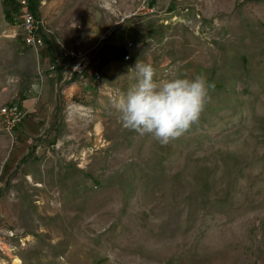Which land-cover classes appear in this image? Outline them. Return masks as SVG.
<instances>
[{"label": "rangeland", "instance_id": "rangeland-1", "mask_svg": "<svg viewBox=\"0 0 264 264\" xmlns=\"http://www.w3.org/2000/svg\"><path fill=\"white\" fill-rule=\"evenodd\" d=\"M18 1L10 22L0 0V108L52 97L30 139L0 128V264H264V0H35L42 49ZM139 60L215 84L167 145L111 106Z\"/></svg>", "mask_w": 264, "mask_h": 264}, {"label": "clouds", "instance_id": "clouds-1", "mask_svg": "<svg viewBox=\"0 0 264 264\" xmlns=\"http://www.w3.org/2000/svg\"><path fill=\"white\" fill-rule=\"evenodd\" d=\"M129 72L134 73L130 77L134 83L126 91L117 90L111 106L123 127L140 135L150 134L162 145L182 137L198 124L211 103L215 84L204 74L157 80L154 65L141 60Z\"/></svg>", "mask_w": 264, "mask_h": 264}, {"label": "built area", "instance_id": "built-area-1", "mask_svg": "<svg viewBox=\"0 0 264 264\" xmlns=\"http://www.w3.org/2000/svg\"><path fill=\"white\" fill-rule=\"evenodd\" d=\"M18 19L24 43L30 47L42 49L44 46V33L48 32L47 24L33 13L28 0L18 1ZM57 45L63 49L66 56L78 60L76 66H80L85 57L83 52L64 48L60 43H57ZM24 115L18 105H4L0 108V128L11 131L21 122Z\"/></svg>", "mask_w": 264, "mask_h": 264}, {"label": "crops", "instance_id": "crops-1", "mask_svg": "<svg viewBox=\"0 0 264 264\" xmlns=\"http://www.w3.org/2000/svg\"><path fill=\"white\" fill-rule=\"evenodd\" d=\"M74 50H78V49H74ZM71 60L74 63V65L78 64V60L76 59H71ZM36 96H39L37 97V100H31L32 98L28 96L27 99L21 100L20 102V108L25 112V115L27 116L26 120L24 119L22 123L17 125V136H21L23 139H27L29 136H31L30 135L31 132L35 131L36 127L29 121V119L32 113H34V111L41 109V106H44V104L46 103L45 101L48 98L52 97V91L50 90L49 87L45 86L41 90L40 89L37 90ZM28 99L31 100L32 102H30Z\"/></svg>", "mask_w": 264, "mask_h": 264}, {"label": "trees", "instance_id": "trees-1", "mask_svg": "<svg viewBox=\"0 0 264 264\" xmlns=\"http://www.w3.org/2000/svg\"><path fill=\"white\" fill-rule=\"evenodd\" d=\"M6 3L10 4L8 2V0H4V14L6 16V18L8 20H10V22L12 21V14H13V11H9L7 9L6 6H8ZM12 4H13V1H12ZM29 4H30V8L31 10L33 11V13L35 14L36 13V1L35 0H29ZM36 15V14H35ZM126 54V51L125 49H121L120 51H116L114 52L111 57H109L110 60H117V59H121L125 56ZM104 59V57H103Z\"/></svg>", "mask_w": 264, "mask_h": 264}, {"label": "bare ground", "instance_id": "bare-ground-1", "mask_svg": "<svg viewBox=\"0 0 264 264\" xmlns=\"http://www.w3.org/2000/svg\"><path fill=\"white\" fill-rule=\"evenodd\" d=\"M80 109V108H79ZM82 109V108H81ZM85 114V113H84ZM83 115V114H82ZM29 180L31 181V178H29ZM37 186L39 187V186H41V185H39V184H37ZM20 262H19V260L18 259H15L14 260V264H19Z\"/></svg>", "mask_w": 264, "mask_h": 264}]
</instances>
